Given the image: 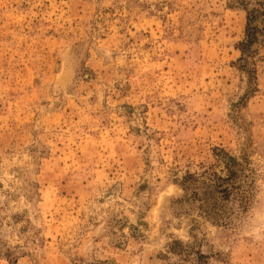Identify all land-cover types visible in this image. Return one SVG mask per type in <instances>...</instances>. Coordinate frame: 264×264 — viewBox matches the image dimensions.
Returning a JSON list of instances; mask_svg holds the SVG:
<instances>
[{
  "label": "rangeland",
  "instance_id": "obj_1",
  "mask_svg": "<svg viewBox=\"0 0 264 264\" xmlns=\"http://www.w3.org/2000/svg\"><path fill=\"white\" fill-rule=\"evenodd\" d=\"M237 1L0 0V264H264Z\"/></svg>",
  "mask_w": 264,
  "mask_h": 264
},
{
  "label": "trees",
  "instance_id": "obj_2",
  "mask_svg": "<svg viewBox=\"0 0 264 264\" xmlns=\"http://www.w3.org/2000/svg\"><path fill=\"white\" fill-rule=\"evenodd\" d=\"M238 4L244 6L247 11V24L245 29V38L238 43L242 55L239 58L240 68L244 69L249 75V83L253 84L255 77L254 56L264 45V0H255L251 3L249 0H238ZM223 161L227 167V177H219L223 180H230L234 176L233 166L238 164L235 157L226 153ZM227 189V188H226ZM223 190L224 192L226 191Z\"/></svg>",
  "mask_w": 264,
  "mask_h": 264
}]
</instances>
